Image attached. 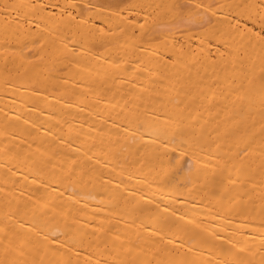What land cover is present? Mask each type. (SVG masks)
I'll return each instance as SVG.
<instances>
[{
	"label": "bare ground",
	"instance_id": "1",
	"mask_svg": "<svg viewBox=\"0 0 264 264\" xmlns=\"http://www.w3.org/2000/svg\"><path fill=\"white\" fill-rule=\"evenodd\" d=\"M0 264H264V0H0Z\"/></svg>",
	"mask_w": 264,
	"mask_h": 264
}]
</instances>
